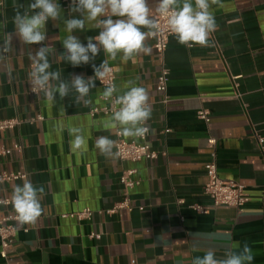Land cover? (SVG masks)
Listing matches in <instances>:
<instances>
[{
    "label": "crops",
    "instance_id": "crops-1",
    "mask_svg": "<svg viewBox=\"0 0 264 264\" xmlns=\"http://www.w3.org/2000/svg\"><path fill=\"white\" fill-rule=\"evenodd\" d=\"M2 1L0 46L8 33L13 37L11 50L0 59V119L20 123L0 133V172L24 177L0 182V198L11 197L25 179L43 186L45 195L34 224L21 228L12 220L14 240L0 264H192L209 247L223 258L237 242L251 247V264H264V155L254 136L264 144V0L213 5L218 28L208 46H182L170 35L165 93L156 89L160 65L149 37L145 44L151 51L128 62L120 56L110 60L101 50L88 64L74 67L62 59L68 35L63 22H47L49 71H60L68 81L75 75L87 79L107 61L116 95L128 90L129 81L146 90L151 106L147 140L157 156L137 162L120 160L114 148V155L106 157L95 147L99 136L115 140L120 130L113 114H90L109 102L97 80L87 107L74 102V92L63 99L56 94L54 103L43 92H33L28 73L41 45L22 44L14 35L13 18L19 5L23 13L34 0ZM57 2L64 19L78 16L70 13L71 0ZM147 5L154 19L157 0ZM98 31L86 24L85 31L72 34L86 44ZM200 109L208 112V122L198 117ZM73 128L86 140L80 150L71 146ZM208 138L215 139L212 148ZM211 153L220 178L244 185L249 200L242 206H214L204 195V165ZM130 168L138 180L128 193L132 209L110 212L123 198L119 176ZM84 209L91 211L89 217L77 215ZM5 216H16L12 204H0V217Z\"/></svg>",
    "mask_w": 264,
    "mask_h": 264
},
{
    "label": "clouds",
    "instance_id": "clouds-1",
    "mask_svg": "<svg viewBox=\"0 0 264 264\" xmlns=\"http://www.w3.org/2000/svg\"><path fill=\"white\" fill-rule=\"evenodd\" d=\"M220 0H157L155 11L164 16L167 27L176 41L186 47L208 46L209 37L218 28L212 11L213 5H219ZM13 18L14 35L24 45L40 44L32 54V68L28 73L33 92H43L46 98L55 102L56 94L60 99L74 92L75 103L87 107L91 101L87 98L95 80H102L107 71V61L95 68L94 76L87 79L75 75L70 81L61 78L60 71H49L50 50L45 46L46 24L49 20L62 21L68 33L62 41L64 55L62 59L72 66L88 64L103 50L110 60L120 56L128 62L140 53L151 51L145 44L149 36L155 35L157 23L152 18V10L147 0H71L70 13L78 16L64 19L62 9L57 0H34L21 13L18 9ZM32 13L31 15L29 13ZM115 17V19H114ZM86 24L99 29L94 37H88L84 44L73 35L76 31H85ZM147 29L148 31H143ZM13 33H8L0 46V59L12 48ZM95 41V42H93ZM53 82H56L55 84ZM123 94L114 83L108 84L103 91L105 100H113L118 109L111 119L119 127L120 134L129 138L145 136L149 128L147 121L151 118L149 97L143 87L132 86ZM79 128L70 130L74 137L71 142L73 150L82 149L86 140L80 134ZM115 141L107 136H99L95 147L101 155L113 156ZM45 195L43 186L37 187L30 180L25 179L22 185H15L12 190L11 201L19 227L34 224L42 214L41 200ZM231 239L230 234H225ZM253 254L251 247L244 243L236 244V248H227L223 258L216 256V249L209 247L203 256H197L192 264H251Z\"/></svg>",
    "mask_w": 264,
    "mask_h": 264
},
{
    "label": "built area",
    "instance_id": "built-area-1",
    "mask_svg": "<svg viewBox=\"0 0 264 264\" xmlns=\"http://www.w3.org/2000/svg\"><path fill=\"white\" fill-rule=\"evenodd\" d=\"M0 6H3L2 0H0ZM153 20L157 23V29L155 30L156 34L153 36H149V38L152 40V48L156 53L157 61L160 65L159 73L156 79V89L161 93H165L168 68L164 63V54L167 48L168 37L172 34L167 27V21L164 16L160 15L157 12ZM114 79V70L111 66H108V71L105 77L102 80L97 79V81L102 87L105 88L108 84L114 83ZM118 107L119 105H116L113 99L109 100L107 105L92 108L90 110V114H113L118 109ZM207 114L208 112L205 109H200L197 112L198 117L203 119L205 122H208L209 120ZM19 123L20 121L17 118L0 119V133L9 129H13ZM147 134L143 137L127 139L120 134V130H116L114 140V152L116 156L120 160L130 162H137L142 159L156 158L157 154L150 148L147 140ZM254 136L256 137L260 150L264 155V144L262 137L256 133H254ZM207 144L210 148H212L215 145V139L208 138ZM15 147H18V145L16 144ZM2 153L3 149L0 148V154ZM204 168L206 174V182L203 186V193L211 200L214 206L228 205L238 208L249 200V196L245 192L243 184L232 180H224L218 176L214 153H211V159H209V161L205 163ZM135 171L136 170L134 168H130L124 169L121 172L119 181L123 186V198L110 209V212H114L118 208H125L128 211L132 209L128 193L133 187L138 184V180L133 177ZM19 177H24V174L0 172V182L16 179ZM0 204H12L11 197L0 198ZM191 207L197 211L203 213L206 212L205 209H203L199 205H192ZM77 215L80 217H89L91 215V211L89 209H84ZM15 219L16 216L0 217V255L3 258H7L5 250L12 245L14 240L15 230L12 224V220ZM94 236L99 238V235Z\"/></svg>",
    "mask_w": 264,
    "mask_h": 264
}]
</instances>
